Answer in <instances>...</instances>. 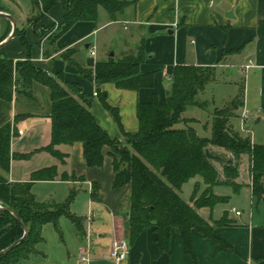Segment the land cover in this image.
Returning <instances> with one entry per match:
<instances>
[{
  "label": "crops",
  "instance_id": "1",
  "mask_svg": "<svg viewBox=\"0 0 264 264\" xmlns=\"http://www.w3.org/2000/svg\"><path fill=\"white\" fill-rule=\"evenodd\" d=\"M231 10L233 15L229 14ZM0 11L16 19L18 33L25 35L30 46L28 49L22 44L20 35L9 40L14 22L0 17L3 55L15 62L29 57L49 74H62L65 81L79 84L95 119L113 139H122V134L98 93H106L108 103L119 110L124 129L134 132L139 128L138 103L151 102L155 96L161 102L166 101L172 73L179 64L216 66L219 71L222 67L229 70L238 66L240 71L248 72L244 104L252 106L250 119L264 120V0H136L116 20L105 9H100L96 20L79 21L60 35L58 20L65 12V4L61 1L39 20L34 19L37 9L33 0H0ZM141 46L147 57L140 71L155 74L152 88L121 89L114 83L98 86L79 70L82 67L92 71L98 61L111 56L122 58L136 54ZM93 50L95 55L91 54ZM250 63L252 65L246 69ZM51 113L50 89L37 81L33 82L32 96L15 92L11 101L0 98V127L8 123L14 127L11 167L8 172L0 167V175L9 182H29L35 171L55 166L59 176L37 180L32 191L38 201L64 202L71 190H76L70 210L83 219L84 233L81 235L72 222L77 250L67 251L64 241L53 252L43 243L39 245L43 255L24 264H264V211L253 197L251 175L248 216L243 217L239 209L241 215L233 217L232 207L236 206L216 210V205L212 211L209 207L199 209L204 217L212 213L216 220L228 212L234 224L216 226L214 233L237 252L221 250L216 242L194 229L193 254H188L179 228L174 227L171 253L159 255L156 233L153 228H146L134 244L129 245L126 259L120 262L111 259L109 252L113 241H128L129 238L131 188L129 185L114 188L109 146L103 149V166L97 168L87 165L81 141L57 146L65 155L64 160L45 150L52 138ZM244 127L248 128L247 123ZM212 149L214 155L223 159L221 151ZM214 160L216 165L222 164L221 160ZM248 171L250 174L249 168ZM63 174L69 178H62ZM214 193L228 196L222 186H215ZM46 226L49 224L44 228ZM13 243V230H0V252ZM82 248L90 249L89 262L82 260Z\"/></svg>",
  "mask_w": 264,
  "mask_h": 264
},
{
  "label": "trees",
  "instance_id": "2",
  "mask_svg": "<svg viewBox=\"0 0 264 264\" xmlns=\"http://www.w3.org/2000/svg\"><path fill=\"white\" fill-rule=\"evenodd\" d=\"M65 4V12L58 20V35L68 31L79 21L96 20L99 10L104 8L113 20L136 0H33L37 9L35 20L41 19L57 2ZM55 23L50 26L53 27ZM21 42L30 48L25 35ZM144 46L136 54L98 61L92 71L80 67V72L92 79L98 86L114 83L118 88L139 90L152 88L155 83L153 72L142 73L140 66L146 59ZM222 60V59H221ZM216 66L179 64L172 73V82L166 101L155 96L151 102L137 105L139 128L126 131L121 122L119 110L108 103L106 93L99 92L100 100L116 121L122 139H113L95 119L86 94L77 83L65 81L62 74H49L37 67L28 57L14 61L0 50V98L11 101L15 92L32 96L34 81L50 89L52 100V138L45 147L54 156L64 160L65 155L57 148L59 144L81 141L84 156L89 167L103 166V149L111 148L114 170V188L129 185V238L131 246L146 228L156 233L158 254L171 253V232L178 227L185 251L193 254L192 231L195 229L219 245L223 251L237 252L230 244L217 237L216 226L231 225L228 212L216 220L211 213L205 218L199 209L209 207L211 211L228 196L214 193L218 185H238L239 164L222 159L223 175L209 157L206 150L216 154L212 147L231 151L235 157L249 155V169L253 197L256 202H264V143H254L249 136L235 132L232 120L238 116L243 103L241 96L235 97L223 108H215L211 137L200 136L183 113L189 106L205 107L199 98L209 83L217 81ZM184 122L185 126H177ZM13 124L0 127V167L9 171L13 158L11 142ZM218 154V153H217ZM58 175L55 166L46 167L33 173L29 182H9L0 175V204L9 207L20 216L29 232L26 238L11 251L0 254V264H24L33 257L43 255L39 245L45 242L43 229L53 224L62 235L59 221L67 216L83 235V219L70 210L77 191L71 190L64 202H41L35 197L32 187L37 180H51ZM68 179L69 176H61ZM75 178V176H73ZM201 177L206 186L198 195L201 182L196 181L190 201L181 195L182 187L191 179ZM12 229L14 242L23 237L25 231L21 222L10 211H0V230Z\"/></svg>",
  "mask_w": 264,
  "mask_h": 264
},
{
  "label": "rangeland",
  "instance_id": "3",
  "mask_svg": "<svg viewBox=\"0 0 264 264\" xmlns=\"http://www.w3.org/2000/svg\"><path fill=\"white\" fill-rule=\"evenodd\" d=\"M101 9L104 10V8ZM248 75V72L240 71L238 66H232L229 70H224V67L220 68L217 75V81L209 83L205 90L199 94V98L205 102V107L189 106L183 113V117L189 120L188 125L193 126L200 136L211 137L213 124L212 112L214 109L223 108L235 97L241 96L243 103L237 111L239 116H235L232 120L233 128L235 132H238L242 136H249L253 142L264 143V120L254 121L252 118L250 119L249 117L253 115L251 109L252 106L244 104V96L247 92L246 81L249 77ZM246 108L249 109L250 114L247 119H244L243 111ZM245 123H247L248 128L244 127ZM185 125L186 124L184 122H181L177 126ZM215 150L221 151L220 155L223 159H232L234 163L240 162L239 177L236 179L238 185H218L223 187L225 194L228 195V200L223 203H219L216 206V210L219 208L225 209L236 206L243 212V217H246L249 215L251 209L250 174L248 171L249 155H243L240 160V158L235 157L231 151H227L219 147H215ZM217 165L222 172V179H224L223 166L221 163H218ZM196 181H200L202 184L198 195L204 191L205 186L201 177L191 179L182 187L181 195L184 199H188V194H190L193 190V186ZM259 205V208L264 211V202L259 203ZM215 213L218 215L217 211ZM232 216L236 217L237 215L233 212ZM59 223L63 231L62 236L52 224H49V226H46L43 231V235L47 242H44V244L48 245L53 252H56L55 249L57 245H60V243H64L65 241L67 251L74 252L75 249L77 250L78 243L74 232V226H72V221L67 216H62Z\"/></svg>",
  "mask_w": 264,
  "mask_h": 264
},
{
  "label": "built area",
  "instance_id": "4",
  "mask_svg": "<svg viewBox=\"0 0 264 264\" xmlns=\"http://www.w3.org/2000/svg\"><path fill=\"white\" fill-rule=\"evenodd\" d=\"M92 55L96 54V51H91ZM252 64H248L245 66L246 69H248ZM97 95V93H95ZM250 111L249 109H245L243 111V117L244 119H247L249 117ZM232 211L236 213V215H241V211L237 209V207H232ZM129 251V243L125 239H115L112 243V247L109 252V257L113 259L116 262H120L127 258ZM80 253L82 255V260L89 262L90 260V249L89 248H82L80 249Z\"/></svg>",
  "mask_w": 264,
  "mask_h": 264
},
{
  "label": "water",
  "instance_id": "5",
  "mask_svg": "<svg viewBox=\"0 0 264 264\" xmlns=\"http://www.w3.org/2000/svg\"><path fill=\"white\" fill-rule=\"evenodd\" d=\"M229 14L230 15H233V10L229 11ZM0 17H6L8 19H11L14 22V30H13L12 34L10 35V37H9V40H10L14 36H16L17 35V32H18V28H17V24H16V19L12 15H10L8 13L1 12V11H0ZM1 47H2V45H0V48ZM206 153H207V155L209 157H211L213 159L221 160V157L220 156L212 154L209 149L206 150ZM227 162L230 163L231 160L229 159V160H227ZM0 211L1 212L2 211H10V212H12L17 217V219L21 222V224H22V226L24 228V231H25L23 237H21L19 240L15 241L10 247H8L7 249H5L4 251H1L0 252V254H3V253H6V252L11 251L15 246H17L20 242H22L26 238V236L28 235L29 229H28L27 225L22 221V219L20 218V216L17 215L13 211V209H11L9 207L0 206Z\"/></svg>",
  "mask_w": 264,
  "mask_h": 264
}]
</instances>
